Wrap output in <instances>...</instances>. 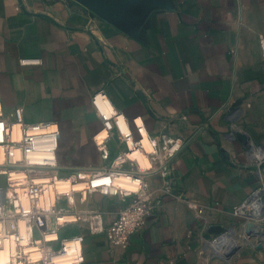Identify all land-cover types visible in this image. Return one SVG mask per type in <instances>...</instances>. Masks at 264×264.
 <instances>
[{
    "label": "crops",
    "instance_id": "obj_1",
    "mask_svg": "<svg viewBox=\"0 0 264 264\" xmlns=\"http://www.w3.org/2000/svg\"><path fill=\"white\" fill-rule=\"evenodd\" d=\"M173 6L152 14L142 40L74 0H0L5 113L22 106L27 121L58 122L62 166L104 164L94 136L106 135L107 122L92 107L101 89L109 100L99 98L100 112L110 117L117 109L135 137L140 117L149 134L190 138L172 169L174 192L184 198L164 197L126 247L86 234L83 264H214L208 249L234 223V208L264 191V161L253 158L264 156V0ZM110 132L106 145L114 156L117 128ZM125 204L97 193L87 206L109 221ZM242 245L234 243V264H264L263 251Z\"/></svg>",
    "mask_w": 264,
    "mask_h": 264
},
{
    "label": "built area",
    "instance_id": "obj_2",
    "mask_svg": "<svg viewBox=\"0 0 264 264\" xmlns=\"http://www.w3.org/2000/svg\"><path fill=\"white\" fill-rule=\"evenodd\" d=\"M261 45L264 57V36ZM39 60L27 58L23 62ZM99 98H108L103 89L93 95L101 111ZM101 115L107 122L106 135L99 139L100 131L94 139L104 164L64 167L57 154L58 122L27 121L22 106L7 115L0 98V264H83L86 234H105L110 245L126 247L164 197L184 198L174 192L172 169L190 138L149 134L140 117L134 119L139 133L135 137L129 125L125 128L120 124L121 117L126 119L117 109L110 117ZM114 126L119 150L111 156L106 141ZM253 158L264 161L258 154ZM154 177L160 179L159 184L152 183ZM97 193L119 197L126 204L107 221L102 209L87 206L88 199ZM247 200L234 208V215L242 214ZM73 229L78 231L66 233Z\"/></svg>",
    "mask_w": 264,
    "mask_h": 264
},
{
    "label": "water",
    "instance_id": "obj_3",
    "mask_svg": "<svg viewBox=\"0 0 264 264\" xmlns=\"http://www.w3.org/2000/svg\"><path fill=\"white\" fill-rule=\"evenodd\" d=\"M104 21L115 25L131 36L145 40L152 14L157 10H174L173 0H74ZM237 137L249 143L248 135L238 130Z\"/></svg>",
    "mask_w": 264,
    "mask_h": 264
},
{
    "label": "rangeland",
    "instance_id": "obj_4",
    "mask_svg": "<svg viewBox=\"0 0 264 264\" xmlns=\"http://www.w3.org/2000/svg\"><path fill=\"white\" fill-rule=\"evenodd\" d=\"M92 102H93V97H92ZM92 107L94 108L96 114L98 113L101 115L100 111L97 110L94 102L92 104ZM255 224L256 225L261 224L262 226H264V207L261 208V210H255L250 207L248 211H244L242 214L236 215V219L234 223L230 227H228L227 231L229 230L230 235L232 236L230 239L235 238L233 239L234 243L236 242L238 244H243L242 246L244 247H251L258 251L264 252V238L262 237L263 238L262 239L261 237H259V234L256 231H250L251 230L250 227H252ZM77 231L78 230L76 229H73L71 231L66 230V233L68 232L75 233ZM213 240L214 239H211L210 241L213 242ZM258 242H261L263 245L256 246ZM221 246L222 245L219 246L217 244V246H215L214 248L209 247L208 249V252L210 254H214L212 255L213 260H216L214 264H234L233 257L235 254H237V251H239V249H237V251L233 253L231 258H228L225 254L224 249ZM218 253L221 254V256L218 255Z\"/></svg>",
    "mask_w": 264,
    "mask_h": 264
},
{
    "label": "bare ground",
    "instance_id": "obj_5",
    "mask_svg": "<svg viewBox=\"0 0 264 264\" xmlns=\"http://www.w3.org/2000/svg\"><path fill=\"white\" fill-rule=\"evenodd\" d=\"M106 99L109 100L108 98H106ZM98 101H99V99H98ZM104 136H105V134H104ZM104 136L99 134V139L104 138ZM262 154H263V152H262ZM261 156H263V155H261ZM142 160L145 161L144 159H142ZM120 183H124L125 185H127L125 181H121ZM250 207L252 209H255V210H261V208L264 207V191H258L257 193H255V195L252 198H250V200H247V202L241 207L240 212L243 213L244 211H248L250 209ZM252 227H255V228H252ZM252 227H250V229H251L250 231H256L259 234V237L264 238V226H262L261 224H257V225L255 224ZM231 237L232 236L230 235V231L228 230L225 234L222 235V237L218 241L219 242L218 245L219 246L222 245L221 247L224 249L225 254L228 258H231L233 253L235 251H237L236 247L233 244L234 243L233 239H235V238L230 239ZM259 243L260 242H258L257 245ZM255 245H256V243H255ZM261 245H263V244L261 243L259 246H261ZM214 246H215V244H214Z\"/></svg>",
    "mask_w": 264,
    "mask_h": 264
}]
</instances>
